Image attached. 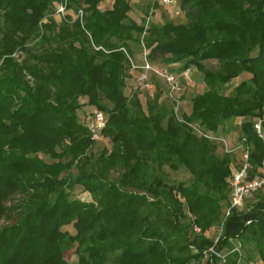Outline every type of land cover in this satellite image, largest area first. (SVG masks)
I'll use <instances>...</instances> for the list:
<instances>
[{
    "label": "trees",
    "instance_id": "16d2710c",
    "mask_svg": "<svg viewBox=\"0 0 264 264\" xmlns=\"http://www.w3.org/2000/svg\"><path fill=\"white\" fill-rule=\"evenodd\" d=\"M101 1L66 0L61 17L63 0H0V264H217L224 249L227 264H264V194L225 216L234 154L188 124L222 136L244 118L233 127L250 145V174L264 164L253 128L264 112V0H172L184 20L145 29L131 0ZM138 45L155 66L161 56L201 72L184 122L157 95L144 109L125 94ZM94 110L109 144L97 155Z\"/></svg>",
    "mask_w": 264,
    "mask_h": 264
},
{
    "label": "rangeland",
    "instance_id": "374dc122",
    "mask_svg": "<svg viewBox=\"0 0 264 264\" xmlns=\"http://www.w3.org/2000/svg\"><path fill=\"white\" fill-rule=\"evenodd\" d=\"M66 0H63V6L65 5ZM112 0H102L99 4V7L104 9L106 7H109L111 5ZM150 0H131V4L133 5L132 7V11L130 12V16L137 21L138 23H142L143 17L144 15H146L149 10L151 5H149ZM60 5H58L59 7ZM172 6L170 5H161V4H154V7L152 9V14H151V19H150V23L151 21H154L157 24H162L165 21L168 20H174L176 22L179 21H183L184 20V16L180 15V16H176L174 13V10L171 8ZM59 9L57 8L55 13H60L61 17H63L64 13L66 12V9L63 10V12H58ZM79 11L77 12V16H78ZM54 14V15H56ZM52 15V14H50ZM58 17V16H56ZM80 17V15H79ZM149 23V24H150ZM143 49L142 47H140L139 45L134 47V52L133 55L131 57V61L136 64V65H141L143 63ZM157 66H162V67H166L168 68V70L170 71H174V72H180L178 69L180 67L179 63H174V64H166L163 62V58L161 56H155L154 60H152ZM203 63L206 65L207 68L209 69H215L217 66V62L214 59H210V60H206L203 61ZM131 66V63H130ZM139 69H134L132 70L131 67H129L127 74H128V78H127V86L125 87V94L128 95V97H131L134 93H137V96L142 104V107L145 109L146 108V104L148 101H151L156 95L159 97L158 98V103H164V104H168L170 105V107H172V102L170 101V99L167 97V86L166 83L163 79L159 78V77H151L150 82H151V88H145L140 86L139 88H135V83H136V77L138 75ZM247 76L246 74H242L234 79H232L229 83H227L225 86H223V90L225 91V93H229L232 89V87L236 84H238L241 80L246 79ZM181 81V85H182V90H181V95H180V99H181V103L179 105V115L181 116V114L184 113H189L190 112V98L195 95L198 94L200 92H202L205 89L204 83L202 81V74L200 71H198L195 68H191L190 72L188 73L187 76L185 77H181L180 78ZM89 110V108H82L79 111L80 117H83V115L85 116L86 112ZM173 111V110H172ZM182 117V116H181ZM244 118H233L230 120H227V124L225 125V127H222L220 129V134H222V136L228 141L229 144L233 145L236 142L239 141V137H240V133L238 131V129L234 128L233 125L240 123L241 121H243ZM230 125V126H229ZM109 144L107 142L106 138H102L99 139L97 141L94 142V145L92 147V153L97 155L103 148L108 147ZM233 158H234V162H233V167L236 168L239 164L240 161V155L239 153H233ZM42 158H44L45 160H49L47 156H43L41 155ZM168 173H169V177L171 180H186L189 176V174L184 170V169H180L178 171H173L170 169H167ZM115 175V174H114ZM264 194V189H261L259 191L253 192L250 196H248L247 198H245L244 203H251L252 201L256 200L258 197H261ZM82 198H89V195L86 193H83L80 195ZM14 199H17V197H15ZM6 219H2L0 221V224L6 223ZM220 228L218 227H214L212 229L209 230V232L207 233V235H209L212 238H216L219 236L220 234ZM232 245L237 248L238 250V254L240 256V261H238L239 263H243V259L245 257V252L241 247V244L239 243V241L237 240H232ZM227 249H224L220 256V260L218 261L217 264H227L225 262V258H226V254H227ZM64 257L68 260V261H73L75 259V255L73 253L72 250H68L64 253ZM254 260L257 261L258 263L260 262V257L257 253H254ZM205 262V259L203 260V263Z\"/></svg>",
    "mask_w": 264,
    "mask_h": 264
},
{
    "label": "built area",
    "instance_id": "2783aa9c",
    "mask_svg": "<svg viewBox=\"0 0 264 264\" xmlns=\"http://www.w3.org/2000/svg\"><path fill=\"white\" fill-rule=\"evenodd\" d=\"M155 3L172 6L174 2L172 0H150L151 7L149 12L145 16L144 29L150 23L152 9ZM58 9V12H63V10L65 9V5L63 6V3L60 4ZM173 10L175 15L180 14V9L174 7ZM78 15H81V10H79ZM144 33L145 31L143 32V34ZM143 55V63L141 65L134 64L130 59L131 69H139L138 75L136 77L135 88H139L140 86L145 88H151L150 77L152 75L163 79L167 86V97L172 102L173 114L179 121L184 122V119L179 115L178 112L179 105L181 103L180 95L182 90L180 78L187 76L190 72V68H185L178 73L170 71L166 67L155 66L147 59L146 50L144 46ZM105 124L106 115L103 111L94 110L90 114L88 120L86 121V128L92 140L97 141L100 139L101 132L105 127ZM188 124L194 129V131L198 135L219 142L222 145L224 152H238L240 155V161L238 166L232 170L228 178L230 187L228 198L229 203L224 212V215L227 216L233 209L242 206L245 198L250 196L253 192L257 191L258 189L264 187V164L259 168V171L257 173L251 175L250 171L252 170V164L249 160L250 145L246 142L244 138L239 139L238 142L231 145L223 136L215 135L210 132H205L196 125H193L191 123ZM253 128L257 136L264 142V112L253 121ZM193 229L195 232L200 231V228L197 225H194ZM217 238L218 237L215 238V241L217 240ZM210 250L213 251L212 247L210 248Z\"/></svg>",
    "mask_w": 264,
    "mask_h": 264
},
{
    "label": "crops",
    "instance_id": "0c3cea01",
    "mask_svg": "<svg viewBox=\"0 0 264 264\" xmlns=\"http://www.w3.org/2000/svg\"><path fill=\"white\" fill-rule=\"evenodd\" d=\"M112 3V2H111Z\"/></svg>",
    "mask_w": 264,
    "mask_h": 264
}]
</instances>
